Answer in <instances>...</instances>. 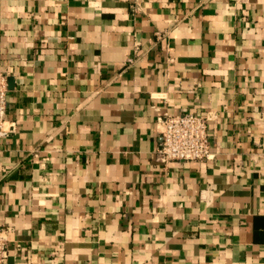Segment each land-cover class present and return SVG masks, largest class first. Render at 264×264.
<instances>
[{
	"label": "crops",
	"instance_id": "1",
	"mask_svg": "<svg viewBox=\"0 0 264 264\" xmlns=\"http://www.w3.org/2000/svg\"><path fill=\"white\" fill-rule=\"evenodd\" d=\"M0 72L9 264H264V0H0ZM163 110L212 157L156 161Z\"/></svg>",
	"mask_w": 264,
	"mask_h": 264
},
{
	"label": "built area",
	"instance_id": "2",
	"mask_svg": "<svg viewBox=\"0 0 264 264\" xmlns=\"http://www.w3.org/2000/svg\"><path fill=\"white\" fill-rule=\"evenodd\" d=\"M8 73L0 72V138L9 137L16 128L7 118L9 81ZM159 108H157L158 110ZM216 119L214 112L170 113L160 111L157 129L161 142L155 151V159L167 165L171 161H201L213 155L210 142V123ZM7 229L0 226V264H9Z\"/></svg>",
	"mask_w": 264,
	"mask_h": 264
}]
</instances>
